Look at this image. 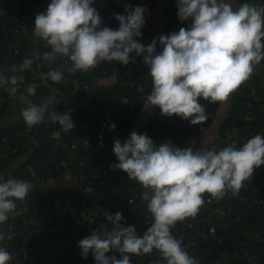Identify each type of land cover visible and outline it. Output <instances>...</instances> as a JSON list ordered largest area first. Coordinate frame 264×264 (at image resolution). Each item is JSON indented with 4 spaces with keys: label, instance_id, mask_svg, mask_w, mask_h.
I'll return each mask as SVG.
<instances>
[{
    "label": "clouds",
    "instance_id": "1",
    "mask_svg": "<svg viewBox=\"0 0 264 264\" xmlns=\"http://www.w3.org/2000/svg\"><path fill=\"white\" fill-rule=\"evenodd\" d=\"M93 3L51 0L46 13L36 15L33 34L50 50L25 57L18 66L0 68V85L6 86L10 97L17 95L23 82L19 73L31 69L37 60L47 62L52 82L66 84L65 71L69 75L88 72L104 61L128 65L136 62L130 55L135 52L149 66L152 79L145 107H159L161 115H178L198 125L208 118L199 98L213 104L226 101L264 61V5L245 2L234 8L226 0H177L178 18L190 19L189 27L156 37L145 47L136 39L143 35L144 7L128 6L127 15L114 14L120 25L117 30L101 26V16ZM157 42L162 47L159 52ZM60 57L71 66L52 68ZM36 87L35 83L28 84L22 99L35 96ZM51 103L50 99L39 104L28 100L20 113L26 125L31 128L45 122ZM50 118L65 133L75 127L71 110L64 114L53 111ZM115 127L111 125L112 130ZM113 152L119 161L111 166L113 170H123L145 189L142 200L147 201L153 222L141 237L135 226L121 225L122 213L107 214L114 227L93 231L78 241L82 258L87 259L91 252L96 264H131L132 255L156 250L166 264H200L171 229L198 215L205 204L203 194L222 200L229 192H240L255 169L264 165V135H254L239 148L232 144L219 150L194 151L193 147H175L171 142L157 147L146 133L133 131L126 142L114 141ZM29 172L35 176L31 167ZM31 191L32 184L27 180L0 182V226L16 210L17 201L26 203ZM5 231L10 232L11 226L6 230L0 227V244L5 241ZM113 250L122 258L107 255ZM12 259V254L0 247V264H10Z\"/></svg>",
    "mask_w": 264,
    "mask_h": 264
},
{
    "label": "built area",
    "instance_id": "2",
    "mask_svg": "<svg viewBox=\"0 0 264 264\" xmlns=\"http://www.w3.org/2000/svg\"><path fill=\"white\" fill-rule=\"evenodd\" d=\"M24 1L26 3H30L33 0ZM25 24L26 17H22L20 19V25L23 26ZM14 50L15 52L19 51L18 48H15ZM157 51H161L159 45H157ZM5 62H7V60H5ZM11 63L12 65L18 66L16 61H12ZM65 64L69 67L71 66L70 62L67 61L66 58L60 57L52 64L51 67L55 68ZM31 69L34 71L33 67ZM31 69H28L30 77H28L26 73L20 74L24 77V79L23 82L20 83L19 91L15 97H10L8 92L5 91L2 95H0V99L5 104L6 109L11 104L16 105L19 102L20 95L23 94L25 87L32 82V77L35 79L36 84L48 85V88L53 91L52 97L49 98L52 101L49 112L46 113L45 122L29 128L24 121L21 127L16 128L8 135L1 136L0 158L16 153L19 150V143L23 139L35 138L38 134H40L41 130L51 127L54 124L50 118L51 112L56 111L64 114L71 110V118L75 125L74 129H80L82 131L85 129L89 130L90 138H93L94 142H96L95 151L99 158L98 161L90 168L92 180L88 187L93 190H101L102 184L105 185L113 179L117 185L113 186L111 193H118L119 189L117 186L125 185L128 188V204L133 205L137 209V213L132 218L136 228L142 231V228L149 227V225L153 222V218L147 211V201L142 200V193L145 189L138 182L129 179L127 173L123 170H113L111 167L113 164L119 163L118 158L113 152L114 141L116 139H119L122 143L127 141L128 136L125 128L130 122V115L134 113L135 106L133 104H128L123 98L120 99L119 95L116 97H106L100 95V93H95L94 83H92L91 80L87 78L80 79V74L86 72H76L73 76L72 85L66 87L63 82L57 84L49 81L48 78L50 77L47 73L50 69H38L35 71V74L31 71ZM138 81L140 89H144L149 86V82L145 79H138ZM106 100H110L112 103V106H110V115L113 116L116 121V127L120 130L117 138H109L112 129L111 126L105 124V121L107 120L106 113L94 114L95 112L87 111L88 113L80 115L77 114L80 105L84 102L89 101L91 104H94V107H97L102 106ZM118 100H120L125 107H122L121 104L117 103ZM206 102L207 101L203 100V98H199V103L203 107L205 106V108L208 106V104L206 105ZM117 107L120 108L119 112L116 109ZM92 109L94 110V108ZM114 112L118 113L114 114ZM166 119L176 123L178 127L173 126L167 129L165 133H163V130H158ZM124 121L126 125L121 128L120 124ZM187 122L189 121L182 119L177 115L167 117L160 114V116L153 120V127H151L148 131L143 130L142 134L146 133L157 147L165 142H171L172 144L173 138L176 136V132H178L179 128ZM55 123L61 127L58 122ZM53 141L51 149L49 150V158L51 157L55 160L58 155L57 150L61 144V138H56ZM180 148H182V146ZM210 149L212 148L207 145L203 146V150ZM261 166L263 167L262 171L264 172V165ZM69 173L73 174V177L77 180H81L87 175L83 164L82 167L77 169L72 166ZM48 174L51 175V173ZM76 195L77 194L72 193L70 190H67V186H65L62 191L56 193L50 203V206L46 209L44 220L42 221V224L44 225L40 229H36L32 223L27 221L25 223L24 230H15L13 225H10L11 231H5L6 238L2 245V247H5L13 256L10 264H42L46 257H49L50 261L43 262V264H57V258L69 257L71 249L73 247H78V241L92 235L93 231L100 228L106 229L109 227V224H112L107 220V214L109 213L104 208V202L100 197L92 196V203H90L89 207H87L88 205L82 203L83 199H80L79 201V198ZM111 195L113 194H110V196ZM204 199L208 204L214 202L222 204L223 200L211 199L210 195L207 193L204 194ZM26 202H28L27 199ZM16 203L17 208L14 212L10 213V215L27 218L28 210L27 207H25L26 205L24 206L25 203L21 201H17ZM245 205L246 209L264 207V196H255L251 199H245ZM66 216L67 218L65 221ZM236 219H241V214H238ZM55 221L58 226L55 227L54 225V228L58 227L56 230L61 233L60 236L51 235L48 230L49 225H53ZM224 221V228L219 230L217 226L209 222L207 216L203 214L195 218H186L184 221L178 222L175 227L171 229V232L176 228L172 234L176 239L182 241V246L186 248L189 255L195 251L198 246V242L202 239H206L208 241L214 240L216 242L227 240L231 244L240 248L241 256L247 257L249 264H264L252 258L251 248L246 239L231 231L230 225L233 224V219L230 214H226L225 212ZM102 222L104 223L103 226L101 225ZM255 239L259 254L264 256V235H256ZM35 256H39L42 261L40 259L39 261L35 260ZM154 256L157 260L161 259L159 252Z\"/></svg>",
    "mask_w": 264,
    "mask_h": 264
},
{
    "label": "trees",
    "instance_id": "3",
    "mask_svg": "<svg viewBox=\"0 0 264 264\" xmlns=\"http://www.w3.org/2000/svg\"><path fill=\"white\" fill-rule=\"evenodd\" d=\"M261 1V0H260ZM263 1V0H262ZM6 2L10 5L8 8L7 12L5 13V16L1 18L0 14V38L5 37V40H7L6 45L10 43L8 40H12V25H15V17L22 13V10L19 8V4L22 3L24 6V11H26V4L24 0H6ZM20 2V3H19ZM166 12L168 15H171L169 17V25H173L179 21V25L176 27L175 30L179 31L181 27H184V22L185 21H180L178 18V7H177V0H169L166 6ZM116 23V22H115ZM119 22L118 24L116 23L115 26H113V29L119 28ZM10 28V29H9ZM11 31V33L6 34V30ZM144 28L141 29L142 32H144ZM171 32H168L165 35L170 34ZM18 43V40L15 42ZM20 46V50L18 52H13V56L10 57V67L12 66V61H16L17 63H21L22 60V53H24L25 48L22 47V43H18ZM22 44V45H21ZM18 45H12L10 49H13ZM38 49L40 53H43L44 51H47L49 49L44 48L43 42L38 45ZM6 57L0 53V68L3 67L2 65L5 64ZM264 63V61H262ZM39 63L43 65V69L47 70L49 68L47 62L40 60ZM35 65H39L38 63H34ZM6 66V65H4ZM36 67V66H35ZM135 76L133 78H129L127 75H121V79L118 83L116 84H110L108 86L101 87L99 83L96 81V76L101 74V75H109L110 74V69L108 68V65L106 64V61L102 62L95 68V72H92L91 70L86 73H81L80 74V79L87 78L91 80L92 83H94V91L95 93H100V95L106 96V97H116L120 96V99H124L128 104H133L135 106V111L130 115V120L135 121V118L140 115V112L142 111L143 106L146 103V97L150 94L152 90V79L149 75L150 69L149 66L146 65L145 63L141 64L136 70ZM25 73L28 77H30V72L29 70H25ZM75 75V74H74ZM74 75H69L67 71H65V76L67 78V83H63L66 87L71 86L73 83V76ZM95 76V80H94ZM149 78V79H148ZM138 79H145L149 80V86H147L144 89H140L139 87V81ZM257 79L255 75H252L251 78L241 85L236 91L233 92V100H232V105L230 107L229 113L227 117L224 119V121L221 123V134L225 135L227 134L228 130L231 129H237V131H241V127H244L247 123L250 125V128L253 130H262L264 128V93H262L260 87L258 84H254V80ZM1 92L0 95H2L6 90ZM256 88L258 92L252 95L253 89ZM42 90H44L42 88ZM119 99V98H118ZM119 101V102H118ZM117 103L121 104L122 107H125L120 100H118ZM199 102V99H198ZM219 103L217 102L215 104L209 103L208 101L206 102V105L208 106L205 109L206 114H207V120L201 124H199L198 129L199 131H202L203 128L208 127L214 117L216 116L219 108ZM1 105L2 109L1 112L3 114H6V106L2 102ZM126 104V105H128ZM252 105V106H250ZM112 103L110 100H106L102 106H97L94 107V104H91L89 101L84 102L83 104L80 105V108L77 111V114H84L89 112H95L94 114H100V113H106L107 120L105 121V124H108L111 126L112 124L116 125V121L113 118V116L110 115ZM5 107V108H4ZM119 107V106H118ZM116 108L117 111L119 112L120 108ZM94 108V110L92 109ZM158 112L156 113L149 119L147 124L142 126V129L145 131H148L151 127H153V120L160 116L161 114V109L157 107ZM114 112V114L118 113ZM178 116V115H177ZM180 117V116H178ZM186 124L182 125L179 128V131L176 132V136L173 138L172 145L175 147H181L183 148V145L186 141V139L191 136V134L195 131L196 125L191 124L190 119L188 120ZM24 123L23 118H20L19 120L15 121L11 125H9L7 128H4L0 132V138L3 135H8L10 134L13 130L16 128L21 127V125ZM125 121L120 124V127H125ZM117 126V125H116ZM178 127V125L174 122H171L169 119H166L164 123L158 128V130H163V133L166 132L167 129L171 127ZM126 129V128H125ZM79 131L81 132L82 130L80 129H73L67 133H65L62 129V127H59L56 123H54L51 127L48 129L42 130L40 134L42 136H46V139L43 141L42 144L36 143V148L33 154L30 157H27L20 165L19 168L15 170V174H17L19 179L22 180H35V181H41L43 180V175H45L48 171H52L53 176L60 175L62 172L65 163H69L70 161L72 162V166H74L76 169L82 167V164L84 165L85 172L87 173L84 178L81 179L83 187L88 188V185L90 184L92 180V174L90 172V168L94 163L98 161V155L95 149V144L93 138H90L88 143L85 141H79L82 144L79 145V152L80 154H75L73 153L74 147L72 146V143L77 139V136ZM119 129L115 127V130L111 131L110 137H118L119 134ZM84 133V132H81ZM84 136V135H83ZM61 138V144L59 146V149L57 150V157L56 159H52L50 156V149H51V144L54 142L53 140L56 138ZM239 139V138H238ZM77 141V140H76ZM87 145H84V144ZM245 142L243 141V138H240L239 140H233V144L236 145L237 148L242 147ZM20 146L19 150L16 153L10 154L7 157H2L0 158V168L2 169H7L15 159L20 157L23 153L27 151L29 146L31 145V141L29 138H25L22 141H20ZM208 147H210V144H206ZM213 148V147H211ZM46 155V156H45ZM44 156L47 157V159H44ZM73 158V159H72ZM29 167H31L35 171V176L32 175L31 172H29ZM263 167L260 166L255 169L253 177L247 181L244 182V187L240 190V195L237 198H229L227 195L224 197L222 200V203L229 204L230 206L228 207L227 213L230 214V216L233 219V224L230 225L231 231L243 238L246 239V235L243 231L244 226L246 223H250L252 221H257V224L254 225L255 227H259L264 229V227H261V224H264V207H258V208H252V209H246L245 205V199H251L255 196H264L263 194H260L258 190L255 188V181L260 178H263ZM117 183L111 179L109 183L105 184V190L106 194H116V196L119 198V204L111 206L108 203H104V208L107 210L109 214L115 215V213L120 212L123 215V219L120 221L121 225L124 227L128 226H135L134 221L132 220L133 216L137 213V209L133 205L128 204V188L125 185H118L119 192L118 193H111V189L113 186H116ZM57 188L52 189L51 192L56 191ZM264 191V190H263ZM28 197V196H27ZM29 198V197H28ZM92 196L88 199V203H92ZM24 204L25 207H27L29 210L32 207V202L31 200H27ZM43 201V199H42ZM41 201V202H42ZM233 201V202H232ZM43 203V202H42ZM219 203L214 202L210 203L212 207H216ZM209 208V207H208ZM205 208L202 206L198 215L201 216L205 213ZM226 213V214H227ZM238 214H241V219L237 220L236 216ZM206 215V214H205ZM28 218V216H27ZM191 218V217H190ZM29 220V218H28ZM30 223H32L29 220ZM224 218L221 220L220 223H216V226L219 230H222L224 228ZM102 222V226H103ZM10 225H13V228L15 230H24L25 229V223H24V218L20 216H11L9 215L8 221L2 226L3 229H8ZM150 226V225H149ZM114 227L113 224H109V227L106 228L107 230H111V228ZM100 231H103V228L98 229ZM176 230V228H175ZM174 230V231H175ZM172 231V233L174 232ZM45 232V231H43ZM42 232V233H43ZM3 243L0 244V247H2ZM224 252L228 253L227 260L224 264H249L248 258L245 256H241L240 254V248L236 245L231 244L227 240H223L222 242H216L214 240H206L202 239L198 242V246L196 247L195 251L190 254V256H193L194 258L198 259L200 264H215V261L219 258L221 254ZM259 252V251H258ZM158 253V251L153 250L151 254H148L145 257V264H156V258L155 254ZM108 256L115 255L117 259L122 258L121 255L116 252L115 250L110 251L107 253ZM35 260L40 259L39 256H35ZM162 259V257H161ZM41 260V259H40ZM64 262L66 259H62ZM260 262L264 263V256H260ZM42 261V260H41ZM50 261L49 257H46L43 262ZM161 264H166L165 260H161ZM42 262V264H43ZM63 264H66V262ZM68 263V262H67ZM68 264H96V261L94 260L93 254L89 252L88 258L84 259H73L70 260V263Z\"/></svg>",
    "mask_w": 264,
    "mask_h": 264
},
{
    "label": "crops",
    "instance_id": "4",
    "mask_svg": "<svg viewBox=\"0 0 264 264\" xmlns=\"http://www.w3.org/2000/svg\"><path fill=\"white\" fill-rule=\"evenodd\" d=\"M169 0H94L93 7L97 9L101 16L102 20V27H110L113 29V26L119 21H117L114 18V14H120V15H127L125 9L128 6H131L132 8H135L136 6L144 7L146 9L144 13V18L146 24L143 26L145 29L142 35V37H137L136 39L138 42L143 44L145 47H147L151 42L153 41L154 38L159 37L161 35H165L168 32H178L174 28L175 26L177 27L179 25V21L173 25H169V17L171 15H168L166 12V6ZM226 2H230L234 8H238L240 4L248 2V3H255V4H261L264 5V0H226ZM20 3V2H19ZM51 3V0H33L30 3L25 2L26 6V11H24V6L22 3L19 4V8L22 10V13L18 14L14 21L15 25H12V34L11 38L12 40H8L10 43L6 45L7 40H5V37L0 38V53H2L5 57L7 62H5L3 67L1 68H10V57L13 56V52H15V48H18L20 50V45L18 43H22V47L25 48V52L22 53V60L25 57L28 56H35L37 52H39L38 45L42 43L39 38L35 37L33 34V30L35 27V17L39 13H46L48 5ZM10 5L6 2V0H0V14L2 15L1 18L5 16V13L7 12L8 8ZM22 17H26V24L25 25H20V19ZM116 22V23H115ZM191 23V20H187L184 22V28H188ZM10 29V28H9ZM6 34L9 32V30H6ZM11 31L9 33H11ZM170 33V34H171ZM18 40V43H15ZM18 45L14 47L13 49H10L12 45ZM157 45L160 46V50H162L161 45L159 42H157ZM50 50V49H49ZM131 54H136L135 52ZM130 54V55H131ZM40 60H37L36 63L39 65L33 64V69L31 71L35 74V71L38 69L45 70L43 69V66L39 63ZM22 63V62H21ZM144 61H142L139 65L138 68L141 64H143ZM20 63H18L19 65ZM106 64L108 65V68L110 69V74L109 75H97L96 76V81L101 85V87H106L110 84H116L120 81L121 75L127 74V76L130 78H133L135 76V72H137L134 68H126L125 65L118 61H106ZM49 69V68H47ZM92 72H95V69L91 70ZM22 73H25L22 72ZM21 73H19L20 75ZM257 79H255L253 82L254 84H258L260 87L262 93H264V63L261 62L259 66L256 67L254 74ZM49 81H51L50 78H48ZM149 79V78H148ZM95 80V76H94ZM31 83H35L36 81L34 78L31 77ZM149 82V80H148ZM150 83V82H149ZM30 84V83H29ZM36 95L32 97H27L26 99H22L23 94L25 93V89L23 91V94L20 95L19 102L15 104H11L6 110V114H3L1 112L2 109V101L0 99V132L4 129L7 128L9 125L14 123L15 121L19 120L21 117V110L27 106L28 100L31 101H36L38 104L40 101L49 99L53 95V91L48 88V85H38L36 84ZM72 85V84H71ZM42 88L44 90H42ZM4 90V85H0V94ZM260 93L257 91L256 88L253 89L252 95ZM232 100H233V93L230 94L229 98L226 101L220 102L219 103V108L216 116L214 117L212 123L208 126L202 129L200 131L201 137L203 139L204 145L210 144V147L216 148L217 150L222 149L224 147H227L229 145L233 144V140H239L240 138H243V141L246 142L248 139L253 137L256 134H261L264 135V128L262 130H253L250 128V125L247 123L244 127H241V131H237V129H231L228 130L227 134L222 135L221 134V123L224 121V119L227 117L230 107L232 105ZM146 105V103H145ZM145 105L142 108V111L140 112V115L135 118V121L130 120V122L126 125V134L128 138L130 137V134L133 131H136L138 134H142V126L147 124L149 119L156 113L157 107H150L146 108ZM4 106V105H3ZM159 113V112H158ZM88 129V128H87ZM42 132V130H41ZM84 132V133H81ZM79 131L77 136V141L75 140L72 143V146L74 147L73 153L75 154H80L79 152V145L82 144L79 141H85L88 143L90 140L89 136V130H84V131ZM84 135V136H83ZM148 136V135H147ZM149 137V136H148ZM239 138V139H238ZM46 139V136H42L41 134H38L35 138H31V145L27 149L25 153L20 155L17 159L13 161V163L7 167V169H2L0 168V182L5 181L7 179H19L17 174H15V170L20 167L21 163L27 158L30 157L33 152L35 151L36 148V143L42 144L43 141ZM84 145H87V144ZM89 144V143H88ZM185 145V143H184ZM184 148V146H183ZM95 151V149H94ZM46 156V155H45ZM44 156V159H47V157ZM73 159V158H72ZM72 165H68V163H65V166L60 173V175L53 176L52 171H48L45 175H43V180L41 181H35V180H27L30 181L32 184V191L28 194V197H26L27 200H31L32 202V207L31 209L28 210L27 216L29 220L32 222L33 225L36 224H41L42 221L44 220V214L46 212V209L48 206H50V203L53 200V197L56 195V193L62 191L65 186H67V190H70L72 193L77 194L76 196L82 200V203L85 205H88V199L91 196L95 197H100L101 200L104 203H108L111 205V199L115 195H107L106 190H105V185L102 184L101 190L100 189H95L92 191H88V188L83 187L82 181L77 180L73 177V174H70V168ZM48 173H51L48 174ZM254 185L255 188L258 190L260 194L264 193V172H263V178H260L259 181L256 179ZM57 188L56 191L51 192L52 189ZM79 195V196H78ZM204 195V194H203ZM240 195V193L233 195L231 192L227 194L229 198H237ZM43 199V201H42ZM43 203H42V202ZM233 202V201H232ZM231 203V202H230ZM229 204L222 203L218 204L216 207H212L208 203L203 205L205 208V211L203 213L206 214L209 222L213 223L216 225V223H220L221 220L224 218L225 212L227 213L228 207L230 206ZM119 204V201L118 203ZM116 204V205H117ZM209 207V208H208ZM24 218V223L29 222V220L26 217ZM67 216L65 217L66 221ZM79 223V222H76ZM257 224V221H252L250 223H246V225L243 228V231L246 235V241L248 242V245L250 246L251 250V255L252 258L256 261H261L260 260V254L258 252L257 246H256V235H264V229L259 228L258 226L255 227L254 225ZM58 226L57 222L52 225H49V232L51 235L54 236H60L61 233L57 231L54 228ZM2 227V226H1ZM43 227V226H42ZM41 227V228H42ZM102 227V226H101ZM136 227V226H135ZM261 227H264V224H261ZM148 228V227H147ZM147 228H142L138 230L137 228V235L138 236H143L144 232L147 230ZM40 229V228H39ZM245 239V238H244ZM148 254L140 255V256H131V264H145V257ZM228 253L224 252L219 256V258L215 261V264H224L227 260ZM81 258V250L78 247H73L70 251V255L68 258H57L56 263L57 264H63L62 259H66L65 262L66 264L70 263V260L73 259H80ZM159 261V264H161V261ZM64 262V263H65ZM68 262V263H67Z\"/></svg>",
    "mask_w": 264,
    "mask_h": 264
},
{
    "label": "water",
    "instance_id": "5",
    "mask_svg": "<svg viewBox=\"0 0 264 264\" xmlns=\"http://www.w3.org/2000/svg\"><path fill=\"white\" fill-rule=\"evenodd\" d=\"M131 56L135 57V63H132L131 61L129 62L128 65H125L126 68H134L137 69L138 65L143 61V57L142 56H137L136 54H131ZM127 75V74H124ZM34 103L38 104V102L33 101ZM198 125H196V129L195 131L191 134V136H189L185 142L184 148L187 147H193V150L195 151L196 149H200L203 150V146H204V142L203 139L201 137L200 131L198 129ZM89 133V132H88ZM119 198L115 195L112 197L111 199V206H114L118 203ZM44 224H36L34 225V227L37 228H41Z\"/></svg>",
    "mask_w": 264,
    "mask_h": 264
},
{
    "label": "rangeland",
    "instance_id": "6",
    "mask_svg": "<svg viewBox=\"0 0 264 264\" xmlns=\"http://www.w3.org/2000/svg\"><path fill=\"white\" fill-rule=\"evenodd\" d=\"M187 140V139H186ZM68 165H72V162L70 161L69 163H68Z\"/></svg>",
    "mask_w": 264,
    "mask_h": 264
}]
</instances>
